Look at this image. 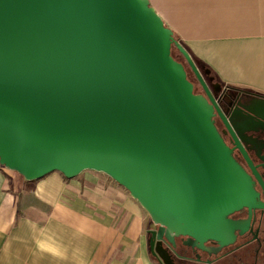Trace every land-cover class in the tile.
Here are the masks:
<instances>
[{
    "label": "water",
    "instance_id": "obj_1",
    "mask_svg": "<svg viewBox=\"0 0 264 264\" xmlns=\"http://www.w3.org/2000/svg\"><path fill=\"white\" fill-rule=\"evenodd\" d=\"M242 104L264 123V98ZM215 111L193 58L148 0H0V166L28 182L103 173L147 212L155 241L227 242L228 217L255 198Z\"/></svg>",
    "mask_w": 264,
    "mask_h": 264
},
{
    "label": "crops",
    "instance_id": "obj_2",
    "mask_svg": "<svg viewBox=\"0 0 264 264\" xmlns=\"http://www.w3.org/2000/svg\"><path fill=\"white\" fill-rule=\"evenodd\" d=\"M194 62L264 97V0H148ZM147 212L110 177L0 166V264H156Z\"/></svg>",
    "mask_w": 264,
    "mask_h": 264
},
{
    "label": "flooded vegetation",
    "instance_id": "obj_3",
    "mask_svg": "<svg viewBox=\"0 0 264 264\" xmlns=\"http://www.w3.org/2000/svg\"><path fill=\"white\" fill-rule=\"evenodd\" d=\"M180 63L195 85V93L206 95L192 71L184 62ZM197 67L221 110V114L215 111L214 124L225 144L233 150V158L253 184L255 206L244 207L228 217L236 228L227 242H200L183 236L168 237L166 234L155 241L149 233L152 257L156 264H264V123L249 116L242 107V98L264 97L225 87L210 72L199 65ZM233 114L239 130L229 123ZM248 127L255 128L257 133L241 136L239 131ZM158 229L153 226L149 232Z\"/></svg>",
    "mask_w": 264,
    "mask_h": 264
},
{
    "label": "rangeland",
    "instance_id": "obj_4",
    "mask_svg": "<svg viewBox=\"0 0 264 264\" xmlns=\"http://www.w3.org/2000/svg\"><path fill=\"white\" fill-rule=\"evenodd\" d=\"M173 57L176 59V60H178L179 62L180 61H182V62H184V64L187 66V68L190 70V68L188 67V65H187V63H186V61H185V59L180 55V53L177 51V49L176 48H174L173 49ZM190 72H191V70H190ZM193 77V76H192ZM153 228V224L152 223H150V226H149V231L151 230ZM148 233H150V232H148Z\"/></svg>",
    "mask_w": 264,
    "mask_h": 264
},
{
    "label": "trees",
    "instance_id": "obj_5",
    "mask_svg": "<svg viewBox=\"0 0 264 264\" xmlns=\"http://www.w3.org/2000/svg\"><path fill=\"white\" fill-rule=\"evenodd\" d=\"M175 36V40L177 41V42H179L185 49H186V51L190 54V51L187 49V47L180 41V39L176 36V35H174ZM191 55V54H190ZM192 57V56H191ZM194 60V59H193ZM197 64V63H196ZM198 65V64H197ZM199 67H201L202 69H205V70H209L207 67H205V66H203V65H199Z\"/></svg>",
    "mask_w": 264,
    "mask_h": 264
}]
</instances>
